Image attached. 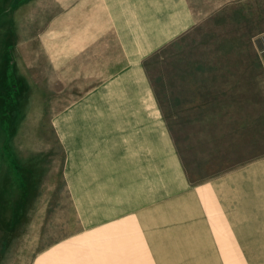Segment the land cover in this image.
Returning <instances> with one entry per match:
<instances>
[{"label": "rangeland", "instance_id": "obj_1", "mask_svg": "<svg viewBox=\"0 0 264 264\" xmlns=\"http://www.w3.org/2000/svg\"><path fill=\"white\" fill-rule=\"evenodd\" d=\"M188 1L195 24L144 66L186 175L200 182L264 156V0ZM40 56L30 82L0 63V264H156L133 217L120 234L118 219H95L71 191V110L86 108L105 70H55ZM168 241L157 264L174 263ZM251 247L263 264L264 245Z\"/></svg>", "mask_w": 264, "mask_h": 264}, {"label": "crops", "instance_id": "obj_2", "mask_svg": "<svg viewBox=\"0 0 264 264\" xmlns=\"http://www.w3.org/2000/svg\"><path fill=\"white\" fill-rule=\"evenodd\" d=\"M195 22L188 0H0V63L23 70L28 82L37 51L55 70H105L86 108L71 110L67 163L82 211L109 215L104 224L118 219L120 234L133 217L156 264L160 240L170 239L173 264H257L262 253L251 246L264 245L255 232L264 230V156L191 182L145 70L149 56Z\"/></svg>", "mask_w": 264, "mask_h": 264}]
</instances>
